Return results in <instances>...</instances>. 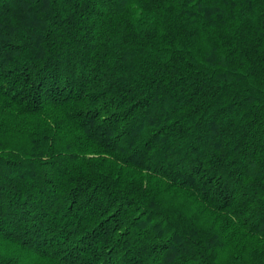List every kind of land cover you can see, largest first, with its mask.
Returning a JSON list of instances; mask_svg holds the SVG:
<instances>
[{
  "label": "trees",
  "instance_id": "16d2710c",
  "mask_svg": "<svg viewBox=\"0 0 264 264\" xmlns=\"http://www.w3.org/2000/svg\"><path fill=\"white\" fill-rule=\"evenodd\" d=\"M0 264H264V0H0Z\"/></svg>",
  "mask_w": 264,
  "mask_h": 264
}]
</instances>
